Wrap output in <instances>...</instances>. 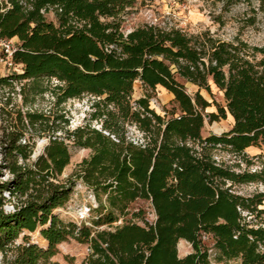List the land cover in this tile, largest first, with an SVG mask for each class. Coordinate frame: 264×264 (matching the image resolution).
Masks as SVG:
<instances>
[{
  "label": "trees",
  "instance_id": "obj_1",
  "mask_svg": "<svg viewBox=\"0 0 264 264\" xmlns=\"http://www.w3.org/2000/svg\"><path fill=\"white\" fill-rule=\"evenodd\" d=\"M212 1L225 8L257 2L264 10V0ZM135 3L0 0V39L18 38L16 69L0 77V90L8 89L0 97V251L10 255L9 264H59L51 261L56 246L73 239L89 245L80 264H264V192L233 189L260 180L259 174L237 172L213 158L216 148L244 156L247 148L264 146V43L159 24L124 32ZM42 78L53 82L43 88ZM135 82L163 87L175 106L161 115L148 96L132 100ZM186 82L198 87L193 95ZM15 83L23 104L28 95L48 90L53 107L10 106ZM212 86L224 104L201 94H212ZM84 95L92 97L91 111L71 129L54 106ZM211 105L215 110L207 111ZM205 117H229L231 127L203 136ZM129 126L141 133L138 140L128 137ZM38 136L47 141L32 157ZM70 147L90 154L61 178ZM76 181L96 204L80 222L66 221L54 210L68 201ZM136 199L150 202L153 221L141 208L125 219ZM11 200L13 209L6 211ZM37 229L46 246L27 234L16 241ZM204 235L212 240L211 251ZM180 240L192 247L182 257Z\"/></svg>",
  "mask_w": 264,
  "mask_h": 264
},
{
  "label": "rangeland",
  "instance_id": "obj_2",
  "mask_svg": "<svg viewBox=\"0 0 264 264\" xmlns=\"http://www.w3.org/2000/svg\"><path fill=\"white\" fill-rule=\"evenodd\" d=\"M51 17V14H48ZM250 21L252 23L250 24ZM143 24H159L162 26L181 28L188 32H198L209 29L216 36L223 39H230L235 35H239L242 39L250 44L261 45L264 43V10L259 9L257 2L250 4L245 2H236L225 8L222 2H214L212 0H136L133 8L126 15L122 23V30L128 32L131 29ZM17 46V44L15 43ZM7 74V70L3 64H0V77ZM43 88L49 86L51 82L46 78L39 80ZM186 90L193 95L198 87L189 82L185 83ZM20 84L15 83V93H12L11 105L22 106L23 109H33L38 111H47L53 107V98L48 90H43L36 94L27 96V102L23 104V96L19 93ZM3 91V92H2ZM8 89L0 90L7 95ZM201 94L210 102L215 100L224 104L222 93L212 86V94L201 89ZM141 96H148L150 106L161 115L168 114L175 106L173 95L161 86L154 89L145 88L140 82H135L132 100H136ZM92 97L84 95L80 98H70L66 101L54 106L55 110L65 112L69 119L70 128H75L85 121L88 113L91 111L90 103ZM3 101L0 99V107ZM215 106L211 105L207 111H214ZM1 120V116H0ZM231 119H220L218 121L209 122L208 117L204 119V126L201 130L203 136L210 133L221 134L231 127ZM91 126L100 129L101 122L93 120ZM128 137L132 140H138L141 133L134 127H128ZM36 143L32 157L41 152L47 139L44 136L35 138ZM264 151V146L260 149L257 147L247 148L245 155H233L232 153L216 148L213 150V158L224 166H228L237 172H255L259 174L260 180L235 184L233 189L242 195H251L255 192H264V156L260 155ZM71 160L65 168L61 178L70 175L76 165L82 158L90 154L89 149L70 147ZM8 177L7 174L4 178ZM9 199V197H7ZM96 201L92 192L85 187L80 181H76L68 201L60 208H56L54 212L66 221L80 222L85 219L88 214V208L95 205ZM141 208L144 211V217L148 221L155 218L154 211L149 201L144 199H136L129 205V213L125 219L131 218L132 211ZM6 211H12L13 201H7L4 205ZM142 222V220H139ZM107 227V226H103ZM24 234L29 235L30 241L38 243L40 246H46L45 240L39 234V229L34 232H22L17 238V242L22 241ZM204 243L211 250V238H203ZM178 255L180 257L192 251L191 245L180 240L177 245ZM90 253L87 243H80L73 239L62 241L56 246V253L51 257V261L59 264H80L82 260ZM10 255L4 256L0 251V264H9ZM237 260H231L227 263L218 262L215 264H236Z\"/></svg>",
  "mask_w": 264,
  "mask_h": 264
},
{
  "label": "built area",
  "instance_id": "obj_3",
  "mask_svg": "<svg viewBox=\"0 0 264 264\" xmlns=\"http://www.w3.org/2000/svg\"><path fill=\"white\" fill-rule=\"evenodd\" d=\"M16 49L15 42L12 39H0V64H3L7 72L15 71V63L13 61V52ZM208 237L204 235L203 238ZM212 250V249H211ZM209 250V251H211Z\"/></svg>",
  "mask_w": 264,
  "mask_h": 264
},
{
  "label": "crops",
  "instance_id": "obj_4",
  "mask_svg": "<svg viewBox=\"0 0 264 264\" xmlns=\"http://www.w3.org/2000/svg\"><path fill=\"white\" fill-rule=\"evenodd\" d=\"M12 41L15 42V43L17 44V43H18V38H17V37H14V38L12 39Z\"/></svg>",
  "mask_w": 264,
  "mask_h": 264
}]
</instances>
